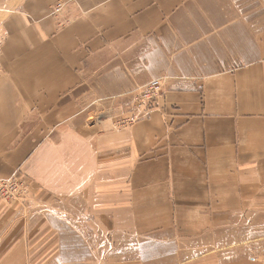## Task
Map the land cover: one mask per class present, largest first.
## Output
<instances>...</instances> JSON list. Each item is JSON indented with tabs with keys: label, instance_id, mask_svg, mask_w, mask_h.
Listing matches in <instances>:
<instances>
[{
	"label": "crops",
	"instance_id": "crops-1",
	"mask_svg": "<svg viewBox=\"0 0 264 264\" xmlns=\"http://www.w3.org/2000/svg\"><path fill=\"white\" fill-rule=\"evenodd\" d=\"M0 37V264H264V0H0Z\"/></svg>",
	"mask_w": 264,
	"mask_h": 264
},
{
	"label": "built area",
	"instance_id": "built-area-1",
	"mask_svg": "<svg viewBox=\"0 0 264 264\" xmlns=\"http://www.w3.org/2000/svg\"><path fill=\"white\" fill-rule=\"evenodd\" d=\"M63 3L57 2L53 11L58 13ZM3 38L0 37V49L3 44ZM162 94V83L160 79H152L145 85L139 87L132 94V109L130 114L117 122L122 127H127L148 114V111L156 103ZM21 181L17 176L0 178V195L7 199H19L21 193L25 190L21 187Z\"/></svg>",
	"mask_w": 264,
	"mask_h": 264
},
{
	"label": "rangeland",
	"instance_id": "rangeland-1",
	"mask_svg": "<svg viewBox=\"0 0 264 264\" xmlns=\"http://www.w3.org/2000/svg\"><path fill=\"white\" fill-rule=\"evenodd\" d=\"M162 83V80H161ZM163 87V83H162ZM18 179L21 181V187L22 189H25L21 195L25 202L28 203V191L29 186L28 184L18 177ZM92 241V236L89 238H86V243L88 241ZM137 240L132 236H127L125 239V245L118 246L116 244V241H114L113 237L110 235L105 234H96L95 238V245L89 246L86 245L85 249L90 250V254L93 256L88 257L89 259L86 260L82 264H108L111 262H117L116 260L122 259L124 260V257H116V256H122L124 253V247H128V245H133L132 247H136V244H138ZM142 243V242H141ZM127 250V248L125 249ZM94 252V254L92 253ZM132 252V251H130Z\"/></svg>",
	"mask_w": 264,
	"mask_h": 264
}]
</instances>
